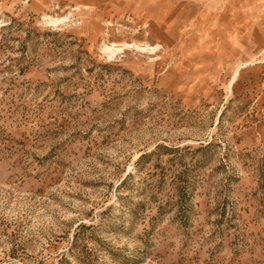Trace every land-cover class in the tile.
I'll use <instances>...</instances> for the list:
<instances>
[{"label": "rangeland", "instance_id": "obj_1", "mask_svg": "<svg viewBox=\"0 0 264 264\" xmlns=\"http://www.w3.org/2000/svg\"><path fill=\"white\" fill-rule=\"evenodd\" d=\"M0 264H264V0H0Z\"/></svg>", "mask_w": 264, "mask_h": 264}, {"label": "bare ground", "instance_id": "obj_2", "mask_svg": "<svg viewBox=\"0 0 264 264\" xmlns=\"http://www.w3.org/2000/svg\"><path fill=\"white\" fill-rule=\"evenodd\" d=\"M46 19H47V21L52 22V23L57 22V20H55V19H53L51 17H48V16H46Z\"/></svg>", "mask_w": 264, "mask_h": 264}]
</instances>
